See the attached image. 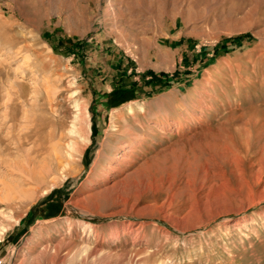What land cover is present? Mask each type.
<instances>
[{
    "label": "rangeland",
    "instance_id": "rangeland-1",
    "mask_svg": "<svg viewBox=\"0 0 264 264\" xmlns=\"http://www.w3.org/2000/svg\"><path fill=\"white\" fill-rule=\"evenodd\" d=\"M77 96L89 140L71 134ZM262 121L264 0H0V262L84 264L85 246L134 252L130 239L111 238L144 223L142 244L165 264H264ZM209 130L221 136L216 151L205 147ZM123 179L159 188L143 201L174 193L166 209L176 216L200 196L209 209L182 232L162 209L113 214L134 196L90 204Z\"/></svg>",
    "mask_w": 264,
    "mask_h": 264
},
{
    "label": "bare ground",
    "instance_id": "bare-ground-1",
    "mask_svg": "<svg viewBox=\"0 0 264 264\" xmlns=\"http://www.w3.org/2000/svg\"><path fill=\"white\" fill-rule=\"evenodd\" d=\"M8 102V101H7ZM10 102V101H9ZM75 107L77 108V113L74 116V122L72 124V129H71V134H75L76 137H80L82 139H87L89 140L90 137V118H89V113L87 108L85 107L84 104H82L79 100H78V96L77 98H75ZM178 103V102H177ZM185 105V104H184ZM10 106V105H9ZM142 107V106H141ZM162 107V106H161ZM9 108V107H6ZM11 108V106H10ZM255 110V109H254ZM179 111V109H178ZM253 112V111H252ZM7 114V113H6ZM254 115V114H253ZM183 116V115H182ZM230 117V116H229ZM234 117V116H233ZM251 117V115H250ZM253 117V116H252ZM251 117V118H252ZM7 118V116H6ZM238 118V117H237ZM195 119V118H194ZM201 120V119H200ZM196 121V120H195ZM189 122V121H188ZM229 122V121H228ZM231 122V121H230ZM258 122V120L256 121V123ZM263 122V121H262ZM203 126V124H201ZM261 125V124H260ZM179 128L180 130L182 129L183 125L182 122H179ZM191 127V126H190ZM205 127V125L203 126V128ZM192 128V127H191ZM195 128V127H194ZM223 128H225L223 126ZM226 129V128H225ZM192 130V129H191ZM223 130V129H222ZM260 131H258L259 133H264V122L262 123V125L260 126ZM217 131V130H216ZM214 132V130H209L208 132H204L202 134V136L205 138L206 143H205V147H207L208 149H211L213 151L218 150L221 146V142H220V135L217 132ZM220 133V132H219ZM222 133V131H221ZM28 134V133H27ZM22 137V136H21ZM162 138V137H161ZM210 138V139H209ZM22 139V138H21ZM209 139V141H208ZM141 139L137 138L135 139L134 143L136 145H138V147L141 145ZM204 140V141H205ZM71 141V140H70ZM132 144L129 146V148H133L136 147L135 144ZM138 143V144H137ZM180 145V144H179ZM183 145V144H182ZM185 145V144H184ZM183 145V146H184ZM176 146V145H175ZM70 149L74 150L78 149V147L76 148V141L72 140L70 145H69ZM176 147H179L178 145ZM81 148V147H80ZM192 148V147H191ZM190 150V149H189ZM193 150V148H192ZM81 151V150H80ZM131 151L129 150L128 153H122L117 157V160L119 162H124L127 160H130L128 157V155H131ZM196 151V150H193ZM169 152V151H167ZM197 152V151H196ZM211 152V151H210ZM166 153V152H165ZM188 156L190 159L191 157H193L195 160H197L198 162H200L199 160L202 159V156L198 153L193 152L192 156H189V152H187L186 147L181 148V157L182 156ZM264 158V155H263ZM2 159V158H1ZM159 160V157H154L153 159L149 160L145 166L140 167L138 170L135 171L134 175H139L141 173H144L146 169H151L153 165H155ZM207 162V161H206ZM203 163L202 166L204 167L203 169V176L201 177V179L199 181V187L197 188L198 191H202L205 188V178L208 176V165L207 163ZM63 164V163H61ZM209 164V163H208ZM254 167V163L251 164V168ZM262 170V167H261ZM220 175V174H219ZM217 174L215 176V178L217 179ZM136 178V177H135ZM257 181L255 182L254 185H259L260 183L264 182V177L261 176V174L259 173L257 175ZM146 181V180H145ZM129 182V183H128ZM139 182V181H138ZM137 181H133L132 183H130V181L128 179H123L119 182H117L116 184H114L113 186L107 187L105 189H103L102 191H99L97 193H92L87 195L88 199L90 200V204L92 206L95 207H101V206H106V207H110V206H116L117 207V198L121 197L123 199V202L128 205L129 202V197L130 196H134V200L133 202L131 201V203L129 204L128 210H127V206L124 207L123 209H119L117 211H114L113 214H123L124 212H128V213H134L135 215H145L148 211L153 212L154 210H158V209H162L161 211H163L165 214V218L166 219H170V221H172V223L176 226L177 229H179L180 231H184L185 229V223L190 220V218L194 215V214H201L204 213L206 211H208L209 209V205L208 203L204 202L201 199V196L199 197L200 199L197 201L198 202V208H194L193 205H191L190 208H185V210L183 211L182 215L180 216H176L173 213H168V209H166L167 206H172L173 202H175L176 196L174 193H170L168 194L166 200L162 203L159 204L157 202L156 199L152 200V201H143V198L148 194L149 191H151L150 189H152L153 191V197L157 195V191H158V187H153V183H148L149 187L147 186L146 188H140L139 187V183ZM155 182V181H153ZM188 182V181H186ZM140 183H143L140 182ZM146 183V182H145ZM211 183V182H210ZM216 183V182H215ZM155 184V183H154ZM165 185V184H164ZM225 185L226 183H223L221 185H218V192L216 194L219 193L218 195V206L223 203L224 198L221 197V193L224 191L225 189ZM257 185V186H258ZM144 186V185H143ZM146 186V185H145ZM215 186V185H214ZM165 187V186H164ZM256 187V186H255ZM132 189V193L130 192ZM208 189V188H207ZM180 190V189H179ZM205 190V189H204ZM253 191V190H252ZM251 191V192H252ZM160 192V191H159ZM179 192V191H178ZM196 192V191H195ZM20 193V192H19ZM257 193V192H256ZM166 194V193H165ZM192 194V193H190ZM206 194V193H205ZM210 196V194H208ZM224 195V194H223ZM253 195V193H252ZM258 198H262L264 196V189H262L261 191H258V194H256ZM189 196V195H188ZM196 196V195H195ZM203 196V195H202ZM86 197V196H85ZM149 197V196H148ZM147 197V198H148ZM165 197V196H164ZM87 198H83L81 201H79L80 203L82 202V209L87 210ZM132 198V197H131ZM150 198V197H149ZM196 198V197H195ZM205 198V197H204ZM210 198V197H209ZM212 198V197H211ZM256 198V197H255ZM146 199V198H145ZM207 199V198H206ZM181 200V199H179ZM178 200V201H179ZM185 199L183 198V201ZM187 200V199H186ZM195 201V202H196ZM206 201V200H205ZM142 202H146V203H142ZM188 200L185 201V203L187 204ZM233 202V201H232ZM181 204V203H180ZM189 204V203H188ZM124 205V204H123ZM217 206V207H218ZM179 207V206H178ZM184 207V206H183ZM187 207V205H186ZM90 208V207H89ZM168 208V207H167ZM180 208V207H179ZM113 209V208H112ZM182 209V208H181ZM180 209V210H181ZM229 210V209H228ZM182 211V210H181ZM213 211V210H212ZM213 213V212H212ZM221 213V212H220ZM133 214V215H134ZM208 214V213H207ZM211 215V214H210ZM8 216V215H7ZM206 216V215H205ZM208 218V217H207ZM206 218V219H207ZM193 223V222H192ZM4 226V225H3ZM146 228H148V226H146V224L141 223L140 225H138L137 227H135V225L133 224H129L127 229H125V231L123 232L124 235L121 234V232H115L111 238V240L113 241H122L123 237L126 240L125 242H128V239L131 240V245L133 247L135 246H139L137 251H124L122 253L116 252H104L101 251V249L97 246L93 247H89V246H85V247H81L79 249V255L82 257L81 263L84 264H112V262H114V264H165V261L161 258H159L155 252L154 245L151 246L150 242L147 239V243L146 245L142 244V241L145 239L146 234ZM157 228V226L154 224L152 225V229L153 231H155ZM96 229V228H95ZM6 231V230H5ZM97 231V230H96ZM99 231V230H98ZM152 231V232H153ZM161 234L164 232L163 229H159L158 230ZM100 232V231H99ZM127 232V233H126ZM158 233V232H157ZM1 234V233H0ZM127 234V237H126ZM105 236V235H104ZM95 238H96V242L97 244L104 243L105 238L101 237V235L96 232L95 233ZM159 243V242H158ZM124 244V243H123ZM127 244V243H126ZM90 245V244H89ZM108 245V244H107ZM81 246V245H80ZM158 246V245H157ZM127 247V246H126ZM117 248V247H116ZM123 248V247H122ZM125 248V247H124ZM123 248V249H124ZM97 262V263H95Z\"/></svg>",
    "mask_w": 264,
    "mask_h": 264
},
{
    "label": "built area",
    "instance_id": "built-area-1",
    "mask_svg": "<svg viewBox=\"0 0 264 264\" xmlns=\"http://www.w3.org/2000/svg\"><path fill=\"white\" fill-rule=\"evenodd\" d=\"M0 264H2V262H0Z\"/></svg>",
    "mask_w": 264,
    "mask_h": 264
}]
</instances>
